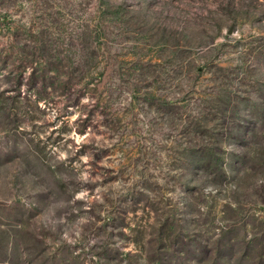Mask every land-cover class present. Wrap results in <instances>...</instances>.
Here are the masks:
<instances>
[{
  "label": "rangeland",
  "instance_id": "rangeland-1",
  "mask_svg": "<svg viewBox=\"0 0 264 264\" xmlns=\"http://www.w3.org/2000/svg\"><path fill=\"white\" fill-rule=\"evenodd\" d=\"M0 107V264H264V0H0Z\"/></svg>",
  "mask_w": 264,
  "mask_h": 264
},
{
  "label": "trees",
  "instance_id": "trees-1",
  "mask_svg": "<svg viewBox=\"0 0 264 264\" xmlns=\"http://www.w3.org/2000/svg\"><path fill=\"white\" fill-rule=\"evenodd\" d=\"M35 73L33 72V76L31 74V84L32 86L34 85H37L38 81L40 80L41 83L45 82V78L46 77H43L42 74L41 75H38V76H35ZM68 85L70 84V81H65ZM0 110H6L5 107H0Z\"/></svg>",
  "mask_w": 264,
  "mask_h": 264
}]
</instances>
